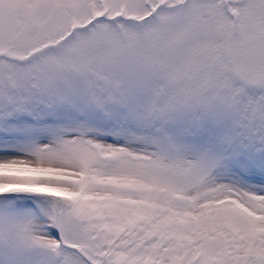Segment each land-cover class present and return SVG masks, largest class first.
I'll use <instances>...</instances> for the list:
<instances>
[{
  "label": "snow or ice",
  "instance_id": "1",
  "mask_svg": "<svg viewBox=\"0 0 264 264\" xmlns=\"http://www.w3.org/2000/svg\"><path fill=\"white\" fill-rule=\"evenodd\" d=\"M0 264H264V0H0Z\"/></svg>",
  "mask_w": 264,
  "mask_h": 264
}]
</instances>
